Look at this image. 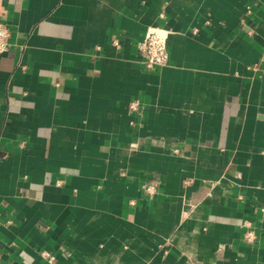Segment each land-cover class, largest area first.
Returning a JSON list of instances; mask_svg holds the SVG:
<instances>
[{
	"label": "crops",
	"instance_id": "obj_1",
	"mask_svg": "<svg viewBox=\"0 0 264 264\" xmlns=\"http://www.w3.org/2000/svg\"><path fill=\"white\" fill-rule=\"evenodd\" d=\"M0 24L3 264H264V0H0Z\"/></svg>",
	"mask_w": 264,
	"mask_h": 264
},
{
	"label": "built area",
	"instance_id": "obj_2",
	"mask_svg": "<svg viewBox=\"0 0 264 264\" xmlns=\"http://www.w3.org/2000/svg\"><path fill=\"white\" fill-rule=\"evenodd\" d=\"M164 18L163 14L160 15ZM10 31L4 24H0V56L6 54L9 51V39ZM170 32L161 28L150 29L145 38L138 44L139 53L142 58V64L146 70L152 71L155 69L163 68L168 65L170 60V53L168 49V39ZM116 47L120 44L118 41L114 42ZM129 109L132 112H138L140 110V103L134 101L130 104ZM146 192L149 195H154L156 192L155 185H149L146 187ZM245 231L243 239L247 245H254L259 236L257 232L252 228L250 222H245L243 225ZM43 259L48 260L50 264L55 261V258L49 252H42ZM0 264H3V257L0 253Z\"/></svg>",
	"mask_w": 264,
	"mask_h": 264
}]
</instances>
